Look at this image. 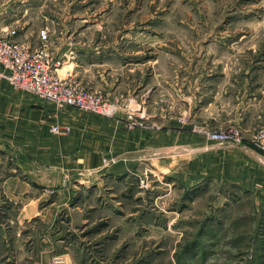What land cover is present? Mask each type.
I'll return each instance as SVG.
<instances>
[{"label":"rangeland","instance_id":"rangeland-1","mask_svg":"<svg viewBox=\"0 0 264 264\" xmlns=\"http://www.w3.org/2000/svg\"><path fill=\"white\" fill-rule=\"evenodd\" d=\"M10 1L17 5L8 13L14 23L3 32L35 45L47 22L50 58L79 59L78 73L66 75L115 108L68 106L83 121L73 128L30 110L22 111L29 119L21 126L15 105L12 144L0 142V258L8 236L37 235L36 222L18 228L12 220L39 193L42 214L51 208L57 220L85 219L73 236L80 264H264V201L213 175L207 148L247 139L225 119L233 118L248 76L264 70V0ZM25 93L46 110L54 104ZM57 107L64 114L67 106ZM56 124L68 130L52 131ZM42 127L48 140L38 148ZM232 127L239 129L237 142L204 133ZM260 128L248 136L252 146ZM73 133L95 144L99 157L77 162L54 151L72 147ZM66 165L70 174L63 176ZM9 180L15 188L33 183L35 191L20 201L6 196L1 184Z\"/></svg>","mask_w":264,"mask_h":264},{"label":"crops","instance_id":"crops-1","mask_svg":"<svg viewBox=\"0 0 264 264\" xmlns=\"http://www.w3.org/2000/svg\"><path fill=\"white\" fill-rule=\"evenodd\" d=\"M14 2L15 1L12 3V1L7 0L0 6V32L7 30L9 25L14 23L10 21V15L8 14H14L11 11L13 5H16ZM10 3H12V7L6 9ZM26 6L30 8L31 4L28 3ZM42 26H47L49 28L47 22ZM42 26H40L41 29ZM54 59L60 61L58 71L63 72L65 75H76L80 70L79 68L83 66L81 61L77 58L55 57ZM248 77L249 82L247 83L246 88H243V94L238 95L237 100H235L233 107H236H231V111L235 109L233 118L229 117V119H225V121L233 126L242 127L244 132L249 136L257 128L264 126V70L252 72L251 76ZM0 82L5 83L4 81ZM0 93L2 95L0 96V136L2 137L0 138V142H4L7 145L9 143L12 144V141H8L7 136L13 134L12 127L15 119V105L20 107L21 113L23 110L26 111V113L30 110L35 112L39 117L51 113V115L56 118L58 117L60 120H69L73 128L78 123L83 122L72 117L71 109L73 107H65L63 109L64 114H61L60 112L62 111L56 109L54 104L51 105L50 110H46L42 101L35 103V100L30 98V96L24 91H13L12 89L0 86ZM16 111L18 112L19 109L17 108ZM211 118L214 120L217 118L216 110ZM28 119L29 118L22 113L21 116H19V120L23 121L20 125L24 126ZM36 119L39 118L36 117ZM82 135L87 137L84 134ZM248 136L243 144L221 146L220 144H214L211 142L212 145H206L209 151H212L209 153L213 158L212 172L215 176H220L223 179L232 181L240 187L253 192L260 200L264 201V153L257 150L248 142L250 138ZM35 137L38 148L41 146L44 148L46 140L48 139L43 127L42 129H39ZM79 137L75 138L73 133L71 137L68 138V140H71L74 144L72 147L63 148L62 146H54V151H59L61 154H68L67 156L70 157V159L74 158L77 162L93 160L96 159V156L99 157V154H96L99 150H96L95 144L87 142V145L86 139L84 141L81 139L82 142H80ZM135 139L140 143L142 137H136ZM79 143L82 144L80 145ZM95 143L98 144V142ZM125 148L131 147L127 145ZM66 151L68 153H66ZM200 159H205V156H199V160ZM84 164H86V162H84ZM60 169L59 172H61L63 176L70 174L69 166L66 165L64 168L62 166ZM13 181L14 180H9L8 182H3L1 184L6 196L10 195L20 201L25 199L24 196H26V193L34 190L32 188L33 183L32 185L28 183H17L15 188V182L13 183ZM66 181V178L62 179L64 186L66 185ZM34 184L40 186L44 185L42 182H36ZM40 197L43 196L39 193H34V199H27L28 201L24 200L23 207L12 220V222H15V224L18 225V228H30L34 222H36V224H39L37 235L33 236L31 234L32 237H30L26 235V232L19 233L18 230L15 237L8 236L5 239L0 264H55V259H59L61 264H80V259L75 256L76 254H80V252L73 253V244L75 240V237L73 236L76 235L75 231L79 228L77 224H83L85 219L82 218L80 223L78 222L79 220H73L76 218L74 216H70L66 221L61 219L57 220L56 216L51 213V208L49 209L50 212L46 214L44 211L42 214L40 208H43L45 205H43L44 203L40 204V202H42ZM50 205L51 203H49V207H51Z\"/></svg>","mask_w":264,"mask_h":264},{"label":"built area","instance_id":"built-area-1","mask_svg":"<svg viewBox=\"0 0 264 264\" xmlns=\"http://www.w3.org/2000/svg\"><path fill=\"white\" fill-rule=\"evenodd\" d=\"M10 33L0 32V81L24 92L53 102L56 106H73L93 113H107L114 106L103 102L101 97L70 75L58 72L60 61L50 58L48 51V32L42 28L38 32L39 42L30 44L15 40ZM59 132L68 130L60 125L51 126ZM205 135L218 143L240 140L239 129L205 130ZM254 146L264 152V126L251 139ZM55 264H61L59 259Z\"/></svg>","mask_w":264,"mask_h":264}]
</instances>
